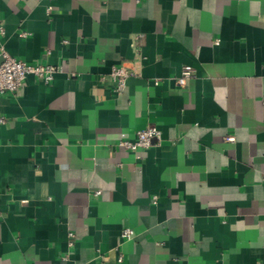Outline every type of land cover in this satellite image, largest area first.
<instances>
[{
    "label": "crops",
    "instance_id": "obj_1",
    "mask_svg": "<svg viewBox=\"0 0 264 264\" xmlns=\"http://www.w3.org/2000/svg\"><path fill=\"white\" fill-rule=\"evenodd\" d=\"M0 25L58 68L0 93V264H264V0H0Z\"/></svg>",
    "mask_w": 264,
    "mask_h": 264
},
{
    "label": "built area",
    "instance_id": "obj_2",
    "mask_svg": "<svg viewBox=\"0 0 264 264\" xmlns=\"http://www.w3.org/2000/svg\"><path fill=\"white\" fill-rule=\"evenodd\" d=\"M3 28L0 25V34ZM21 36L25 35L24 32L20 33ZM58 68L48 63H28L24 60L15 58L7 53L5 48L0 44V93L9 92L15 93L22 86L24 80L28 75H32L44 82L52 80ZM133 71L124 65L112 66L110 76L114 82V90L121 93L125 86V81ZM194 75V68L190 65H184L181 68L180 74L175 78L178 86H184L189 78ZM158 81L155 80V84ZM161 134L159 129L154 124H148L145 128L138 130L135 133L133 140L120 138L118 146L125 149L136 151L141 148H147L155 143H159ZM134 235V231L126 227L122 230L121 236L124 239H129ZM70 233V240L68 244L73 245Z\"/></svg>",
    "mask_w": 264,
    "mask_h": 264
}]
</instances>
